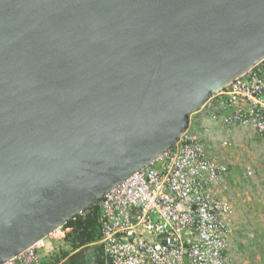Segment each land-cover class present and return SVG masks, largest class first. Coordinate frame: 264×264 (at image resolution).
Returning a JSON list of instances; mask_svg holds the SVG:
<instances>
[{"label":"water","instance_id":"1","mask_svg":"<svg viewBox=\"0 0 264 264\" xmlns=\"http://www.w3.org/2000/svg\"><path fill=\"white\" fill-rule=\"evenodd\" d=\"M263 57L264 0H0V264Z\"/></svg>","mask_w":264,"mask_h":264},{"label":"built area","instance_id":"2","mask_svg":"<svg viewBox=\"0 0 264 264\" xmlns=\"http://www.w3.org/2000/svg\"><path fill=\"white\" fill-rule=\"evenodd\" d=\"M195 112L223 130L248 127L264 138V57ZM227 176L189 123L160 157L101 196L97 243L105 264H235ZM69 229L48 235L63 238ZM35 244L1 264H41Z\"/></svg>","mask_w":264,"mask_h":264},{"label":"rangeland","instance_id":"3","mask_svg":"<svg viewBox=\"0 0 264 264\" xmlns=\"http://www.w3.org/2000/svg\"><path fill=\"white\" fill-rule=\"evenodd\" d=\"M195 111L189 114L191 127L203 136L208 156L228 170L224 195L233 208L230 255L235 264H264V138L248 127L223 130ZM62 245L56 242L49 255ZM96 246L81 249L80 264H101ZM49 255L43 264H48Z\"/></svg>","mask_w":264,"mask_h":264},{"label":"trees","instance_id":"4","mask_svg":"<svg viewBox=\"0 0 264 264\" xmlns=\"http://www.w3.org/2000/svg\"><path fill=\"white\" fill-rule=\"evenodd\" d=\"M99 217V204H94L62 224V228L70 229L65 232L62 247L49 255L48 264H80L83 261L81 249L90 244L97 245L101 256L100 262L105 264L101 246L97 244L100 239ZM78 248L81 249L74 252Z\"/></svg>","mask_w":264,"mask_h":264},{"label":"crops","instance_id":"5","mask_svg":"<svg viewBox=\"0 0 264 264\" xmlns=\"http://www.w3.org/2000/svg\"><path fill=\"white\" fill-rule=\"evenodd\" d=\"M62 240H63V238H59V237H56V236L48 235V236H45L44 238H42L41 240H39L38 242H36L35 246H36V248L39 251V254L41 256V264H42V259L45 256L49 255V253L52 251L55 243L59 242V241L63 242ZM80 249L81 248H78V249L74 250V252L78 251ZM243 250L244 249H241V252H243Z\"/></svg>","mask_w":264,"mask_h":264}]
</instances>
